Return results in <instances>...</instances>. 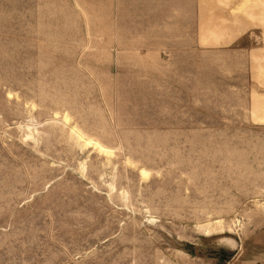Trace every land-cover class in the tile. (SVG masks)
I'll return each mask as SVG.
<instances>
[{
    "label": "rangeland",
    "instance_id": "rangeland-1",
    "mask_svg": "<svg viewBox=\"0 0 264 264\" xmlns=\"http://www.w3.org/2000/svg\"><path fill=\"white\" fill-rule=\"evenodd\" d=\"M0 264H264V0H0Z\"/></svg>",
    "mask_w": 264,
    "mask_h": 264
}]
</instances>
